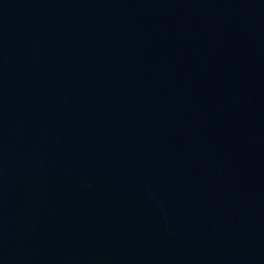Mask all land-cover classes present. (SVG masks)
I'll use <instances>...</instances> for the list:
<instances>
[{"label":"water","instance_id":"obj_1","mask_svg":"<svg viewBox=\"0 0 264 264\" xmlns=\"http://www.w3.org/2000/svg\"><path fill=\"white\" fill-rule=\"evenodd\" d=\"M0 264H264V0H0Z\"/></svg>","mask_w":264,"mask_h":264}]
</instances>
